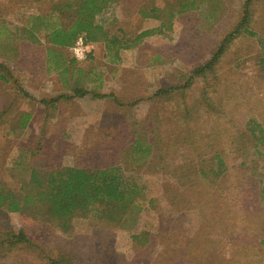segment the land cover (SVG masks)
<instances>
[{"label": "rangeland", "instance_id": "1", "mask_svg": "<svg viewBox=\"0 0 264 264\" xmlns=\"http://www.w3.org/2000/svg\"><path fill=\"white\" fill-rule=\"evenodd\" d=\"M56 1L0 0V65L4 66L0 67V180L17 189L19 181L27 179L28 165L97 168L110 163L118 149L125 173L146 186L147 196L155 199L154 208H146L133 230L74 218L64 232L36 216L37 212L8 213L0 224L8 221L14 232L22 229L30 243L12 250L0 247V264H48L47 255L59 252L73 256L78 264H264V213H244L234 201L205 204L203 214L191 207L177 211L175 206H164L162 185H173L174 179L146 172L140 161H132L129 151L134 138L131 125L152 120L165 136L164 129L179 116L174 103L181 98L174 91L162 101L147 98L160 88L183 83L193 67L209 59L240 18L243 0H196L194 8L177 14L173 11L178 0H113L96 21L125 46L114 54L115 49L107 52L103 42L93 43L85 59L74 61L85 72L78 80L77 73L70 76L63 71L73 57L70 48L49 46L42 38L31 42L21 29L28 15L47 12ZM152 5L161 12L143 15ZM215 6L219 8L212 13ZM249 28L256 35L244 34L232 41L211 82L209 102L220 105L218 117L214 111L203 115L213 120L200 117L191 123L200 124L197 143L205 157L214 149H230L227 142L236 134L231 129L220 136L217 127L248 118L264 127V0L254 2ZM147 29L154 33L135 38ZM93 80L99 81L100 92L115 94L125 106L112 97L59 99L52 108L39 101L70 93L75 81L91 86ZM200 87L197 83L191 91H179L184 103L202 105ZM130 102L134 105L128 106ZM25 113L30 117L20 127L19 117ZM232 149L236 148L228 153L229 163L246 161L251 179L264 185V141L257 147L260 155L252 147H242L237 154ZM167 150L168 171L184 164L188 152L174 144ZM237 180L234 175L229 178V198L235 195L230 188ZM140 230L151 238L145 245L129 238Z\"/></svg>", "mask_w": 264, "mask_h": 264}, {"label": "trees", "instance_id": "2", "mask_svg": "<svg viewBox=\"0 0 264 264\" xmlns=\"http://www.w3.org/2000/svg\"><path fill=\"white\" fill-rule=\"evenodd\" d=\"M112 1L57 0L47 12L28 15L21 29L31 42L38 43L41 40L39 38H42L44 43L49 46L68 49L80 36L84 43L103 42L107 52L114 48V54H117V51L125 45H119L117 37L110 35L106 27L96 21L97 16L101 15ZM255 1L257 0L242 1L240 18L235 25L222 36L209 59L196 65L187 73L183 83L166 89L160 88L147 98L150 101L153 98L154 101H162L173 91V94L181 98L174 103V108L178 109L179 116L169 124V127L164 129L165 136L159 134V125H155L152 120L143 125L136 124L135 126H138L136 129L135 126H130L134 135L129 145L132 161H140L146 168V172L150 174L158 176L161 174L164 177L171 175L174 179L173 185L168 183V185L165 183L162 185L161 195L164 206L165 203L167 206H175L177 211L191 207L203 214L205 204L224 205L234 201L236 205L242 206L244 213H264V185L258 186L259 183L251 179L252 175L244 168L246 161L234 159L231 164L228 161V153L231 148H236L231 152L237 154L242 147L247 149L252 147L253 152L260 155L257 147L264 141L263 125L258 120L248 118L242 123L231 121L224 124L221 129L217 127L216 129L221 131L220 136L227 132L230 134L232 130L236 134H232V138L227 142L230 149L225 151L214 149L211 154H208V157H205L199 153L201 146L197 143L199 135L197 127L200 128V124L197 123V127H193L191 124L200 117H203L204 121H211L212 117L207 118L203 115L211 114L214 111L217 114L220 111V105H213L209 102L211 82L216 79L217 65L231 46L232 41L244 34L256 35L249 28L252 6ZM195 2L196 0H178V8L173 11V14L183 13L194 8ZM215 8L211 10L212 13H216L219 6H215ZM161 9L159 6L152 5L148 11H143L142 14L154 16L161 12ZM153 33L154 30L147 29L140 32L135 38L140 39ZM52 47H48L49 52ZM75 59L74 56L70 58L68 60L69 67L63 71L69 72L70 76L77 73L76 79L78 80L85 72L83 73L82 69L76 67ZM263 65L261 64V68L264 72ZM0 67L4 66L0 65ZM98 82L93 80V84L89 86L79 85L75 81L69 88L70 93L58 94L47 100L42 98L39 101L52 108L59 99L72 100L85 96L96 99L112 97L116 104L125 106V103L119 100L115 94L100 92ZM197 83L201 84L199 92L204 99L203 104L184 103L179 91L185 89L191 91ZM20 90L25 96L31 97L27 91ZM127 104L128 106L134 105L133 102ZM222 114L225 115V113H220V115ZM216 116L218 117V114ZM29 117L30 115L27 113L19 117L20 127L26 125ZM160 121L162 122V120ZM163 124L166 126V123L163 122ZM170 144L188 152V155H184L186 156L184 164L177 166L173 171H168L169 166H167L169 165L167 156L170 153L167 149ZM119 152L120 150L117 149L116 155L110 163L97 168L72 165L46 169L37 165H28L24 170L27 179L19 181L17 189L4 186L0 180V219L6 218L8 213L30 210L37 212L36 216L38 215L51 226L64 232L70 229V223L74 218L99 221L117 229H135L146 208H154L155 199L147 196L146 186L143 183L137 181L133 175L125 173L124 161L119 159ZM206 162L211 163L212 166H205ZM187 164L190 166H185ZM233 175L234 180L238 177L240 180H237L235 185L230 188L231 190L235 189L233 190L235 195L233 198H229L228 183L231 182L229 178ZM7 222L0 224V247L12 250L23 243H30L22 229L14 232ZM149 237L148 232L141 230L129 235L130 240L137 245H145L144 243L151 240ZM47 259L48 264H78L76 259L66 252H59L53 256L47 255Z\"/></svg>", "mask_w": 264, "mask_h": 264}, {"label": "built area", "instance_id": "3", "mask_svg": "<svg viewBox=\"0 0 264 264\" xmlns=\"http://www.w3.org/2000/svg\"><path fill=\"white\" fill-rule=\"evenodd\" d=\"M91 43H84V40L82 37H77L74 44L70 47L72 55L77 58V53H81L83 56V59L85 58L86 52L88 51V48L91 46ZM80 60V59H78Z\"/></svg>", "mask_w": 264, "mask_h": 264}, {"label": "clouds", "instance_id": "4", "mask_svg": "<svg viewBox=\"0 0 264 264\" xmlns=\"http://www.w3.org/2000/svg\"><path fill=\"white\" fill-rule=\"evenodd\" d=\"M77 58H78V59H83L82 54L78 52V53H77Z\"/></svg>", "mask_w": 264, "mask_h": 264}, {"label": "crops", "instance_id": "5", "mask_svg": "<svg viewBox=\"0 0 264 264\" xmlns=\"http://www.w3.org/2000/svg\"><path fill=\"white\" fill-rule=\"evenodd\" d=\"M93 44V43H92Z\"/></svg>", "mask_w": 264, "mask_h": 264}]
</instances>
